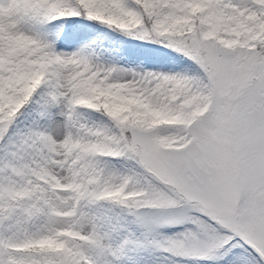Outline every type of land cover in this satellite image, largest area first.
Here are the masks:
<instances>
[{
  "label": "snow or ice",
  "instance_id": "1",
  "mask_svg": "<svg viewBox=\"0 0 264 264\" xmlns=\"http://www.w3.org/2000/svg\"><path fill=\"white\" fill-rule=\"evenodd\" d=\"M0 264H264V0H0Z\"/></svg>",
  "mask_w": 264,
  "mask_h": 264
},
{
  "label": "rangeland",
  "instance_id": "2",
  "mask_svg": "<svg viewBox=\"0 0 264 264\" xmlns=\"http://www.w3.org/2000/svg\"><path fill=\"white\" fill-rule=\"evenodd\" d=\"M99 32H101L100 29L88 28L86 24L64 23L60 33V45L65 51L74 50L82 43L96 39ZM105 43L108 44L109 42ZM111 47L117 50L116 55L124 66L152 65L161 56L159 51L145 55L137 50H127L119 47L115 41L111 43Z\"/></svg>",
  "mask_w": 264,
  "mask_h": 264
},
{
  "label": "trees",
  "instance_id": "3",
  "mask_svg": "<svg viewBox=\"0 0 264 264\" xmlns=\"http://www.w3.org/2000/svg\"><path fill=\"white\" fill-rule=\"evenodd\" d=\"M100 30L101 32L104 31L103 29H100ZM113 41H115V43L119 47H123L124 49H127V50H137L138 52L140 53L142 52L145 55H149L152 52L158 51L156 46L154 45H148V44L141 43L139 41L128 40L126 38L119 37V36H114ZM105 42H108V41H105Z\"/></svg>",
  "mask_w": 264,
  "mask_h": 264
}]
</instances>
